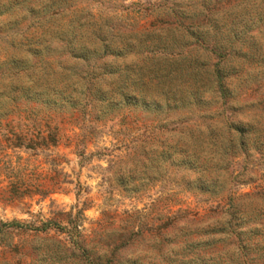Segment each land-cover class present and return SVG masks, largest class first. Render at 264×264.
<instances>
[{
	"label": "rangeland",
	"instance_id": "1",
	"mask_svg": "<svg viewBox=\"0 0 264 264\" xmlns=\"http://www.w3.org/2000/svg\"><path fill=\"white\" fill-rule=\"evenodd\" d=\"M67 77L57 147L16 148L10 95ZM0 221L102 264H264V0H0ZM11 233L0 264H46Z\"/></svg>",
	"mask_w": 264,
	"mask_h": 264
},
{
	"label": "trees",
	"instance_id": "2",
	"mask_svg": "<svg viewBox=\"0 0 264 264\" xmlns=\"http://www.w3.org/2000/svg\"><path fill=\"white\" fill-rule=\"evenodd\" d=\"M66 80H68V83L60 90L46 87L43 91H37L29 88L19 89L18 93L14 94V96L10 95L11 104L14 108L13 110H17L18 112L22 108L18 106L23 105L25 107L24 113L27 114V118L23 117V120L29 119L32 123V127L28 129V133L30 135H18L20 138L19 144L16 148L21 149L24 146L25 149L27 148L29 150H34L35 152H40L57 147L59 143L58 128L50 121L51 117H48L43 122L40 116L43 113H57L60 111H66L67 107L75 109L79 106L81 92L78 90L77 84L73 83L70 78L67 77ZM220 92L225 95V91L222 86H220ZM14 111H11L8 114H16ZM20 117H22V115H20ZM239 133V135H242V132L239 131ZM232 144L233 147L243 148L245 146V140L237 138L232 141ZM13 194H16L17 198L27 196V193H18L17 188L13 191ZM54 226L56 225L51 222L43 223L41 227H34L32 225H24L17 221L9 223L0 221V248H3L5 252L17 251V249H19L18 246L11 242V231L22 230L26 234L35 233V235L31 236L34 240L31 242L32 245L30 251H34V244L44 245L45 250L48 251L47 257L42 263L102 264L103 258L93 254V246H96L93 242H87L82 239L77 241L72 237L71 233H68L71 235V239L69 241H57L51 238H41L37 235L39 233H46L49 228ZM55 228L58 229V227ZM73 228L77 229V224H75ZM5 240H7L8 243H4L3 241ZM82 253L90 254V259H88L85 263H82L81 260L80 255H82Z\"/></svg>",
	"mask_w": 264,
	"mask_h": 264
}]
</instances>
